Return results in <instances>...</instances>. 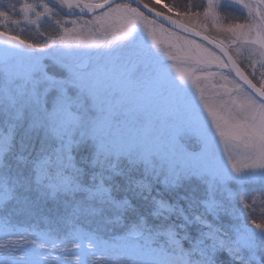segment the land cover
I'll return each instance as SVG.
<instances>
[{
  "label": "snow or ice",
  "instance_id": "snow-or-ice-1",
  "mask_svg": "<svg viewBox=\"0 0 264 264\" xmlns=\"http://www.w3.org/2000/svg\"><path fill=\"white\" fill-rule=\"evenodd\" d=\"M0 264H264V0H0Z\"/></svg>",
  "mask_w": 264,
  "mask_h": 264
},
{
  "label": "rangeland",
  "instance_id": "rangeland-1",
  "mask_svg": "<svg viewBox=\"0 0 264 264\" xmlns=\"http://www.w3.org/2000/svg\"><path fill=\"white\" fill-rule=\"evenodd\" d=\"M46 28L48 27V26H45ZM48 31L49 32H51L52 31V29L51 28H48ZM28 37L29 39H34L35 38V33L34 32H28V31H25L24 32V37ZM194 38V37H193ZM195 40H197L198 42L200 41V40H198V39H196V38H194ZM218 52V51H217ZM241 66H243L244 67V65L243 64H241ZM234 75V74H233ZM193 91H195V89H193ZM207 96H209V98L211 99L212 98V89L209 87L207 90H206V93H205ZM197 99H199V95L197 94ZM205 114H207V113H205Z\"/></svg>",
  "mask_w": 264,
  "mask_h": 264
},
{
  "label": "trees",
  "instance_id": "trees-1",
  "mask_svg": "<svg viewBox=\"0 0 264 264\" xmlns=\"http://www.w3.org/2000/svg\"><path fill=\"white\" fill-rule=\"evenodd\" d=\"M165 2L171 3V2H173V0H165ZM175 2H176L177 4L183 5V4L187 3L188 0H175ZM197 2H199V0H197ZM25 38L29 39V38L26 37V36H25ZM246 71H248V69H246Z\"/></svg>",
  "mask_w": 264,
  "mask_h": 264
},
{
  "label": "water",
  "instance_id": "water-1",
  "mask_svg": "<svg viewBox=\"0 0 264 264\" xmlns=\"http://www.w3.org/2000/svg\"><path fill=\"white\" fill-rule=\"evenodd\" d=\"M194 38H196V39H198V40H201V38L200 37H194ZM206 43V42H205ZM212 47H215V45H212ZM217 51H219L218 49H217ZM242 67V66H241ZM243 68V67H242ZM234 74V73H233Z\"/></svg>",
  "mask_w": 264,
  "mask_h": 264
}]
</instances>
